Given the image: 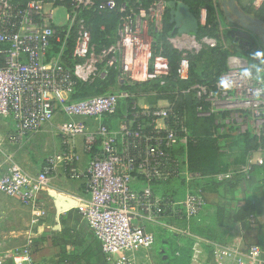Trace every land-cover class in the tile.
<instances>
[{"label":"built area","instance_id":"built-area-1","mask_svg":"<svg viewBox=\"0 0 264 264\" xmlns=\"http://www.w3.org/2000/svg\"><path fill=\"white\" fill-rule=\"evenodd\" d=\"M120 2L0 0V121L7 127L0 131V157L5 162V166L0 162V197L15 199L30 211L32 241L48 215L41 193L60 168L70 179L85 181V195L73 202L111 264H159L155 259L159 238L176 240L178 247L185 239L193 240L190 264H201L207 254L204 246L212 249L214 264H264L258 243L230 238L228 233L227 240H219L221 233L218 237L197 225L207 210L206 184L230 181L238 174L248 176L254 165H264V151L249 153L247 165L238 170L231 167L209 177L191 172L189 106L177 107L169 99L149 103L148 96L162 93L143 92L148 86L167 87L171 81L169 60L156 37L163 32L170 4L150 0L144 7L143 0ZM97 8L120 14L114 36L108 37L111 44L95 43L84 19V12ZM58 10L65 12L63 23L57 22ZM206 18L203 8L202 25ZM169 42L181 59L176 88L167 94L192 96L200 115L208 106L219 112L232 109L231 121H225L228 126L243 123V118L233 115L240 103L251 114L257 136L264 137L260 132L264 101L257 100L264 97V80H257L248 62L231 58L232 72L218 82L216 92L202 83L189 86V55L215 48L218 42L179 33ZM111 79L114 84L106 93L86 94L88 87ZM230 91L236 99L222 108L221 99L233 98ZM227 129L215 118L212 137L217 139ZM46 130L60 140V152L32 175L5 150H20ZM81 162L86 163L82 170ZM161 184H168L171 193L158 192ZM208 214L216 217V209ZM22 252H28V245L25 250L1 252L0 264ZM158 254L165 257L162 251Z\"/></svg>","mask_w":264,"mask_h":264},{"label":"crops","instance_id":"crops-1","mask_svg":"<svg viewBox=\"0 0 264 264\" xmlns=\"http://www.w3.org/2000/svg\"><path fill=\"white\" fill-rule=\"evenodd\" d=\"M236 3L241 10H250L253 14L256 13L258 15V19L264 21V0H236ZM220 21L222 29L228 28L231 30V40L222 38L223 44L226 48H228L227 42L236 48L248 46L245 40H238L236 37L232 36L233 31L237 27L232 26L224 14L221 15ZM257 45L261 54L264 55V44L260 39ZM260 60L264 67V59ZM240 110L244 111L242 106L238 107L233 115L237 116L238 119L242 121V118L239 116L241 115ZM248 114L249 116L244 118V120L250 124L251 114ZM240 125L243 127L244 124L240 123L239 126ZM6 128V125L0 121V131H3ZM48 132H50V130H46L44 133ZM35 138H33L29 143L33 142ZM7 149L5 150L6 154H12L16 160V155L23 148L19 150L16 147H8ZM0 162L5 166L3 156L0 157ZM85 165V162H81L79 164V169H84ZM242 167L243 166L237 165L232 166L235 170L241 169ZM41 170L38 168L32 169L33 172L37 173L41 172ZM30 174L35 175L33 173ZM246 178L247 181L241 182L231 195L227 190L223 191L224 189L219 195L215 193H207L208 191H206L207 210L201 220L198 221L197 225L199 228L203 229L204 232L215 233L218 237H220L221 233L222 237H220L219 240L222 238L223 241L227 240L228 238L225 239V235L228 233L227 235H229L230 238L240 240L243 239L249 243H258L264 252L263 166L254 165ZM85 192L86 184L83 179L72 180L64 174L62 169L58 168L52 175L51 186L41 193V202L47 209L48 215L39 223L40 225L37 227L36 238L32 241L29 240V237L24 238L22 248L25 250L28 245V252L20 253L13 261L7 264H111L103 253L100 241L94 238L87 223L80 217L77 208H72L66 212L58 213L56 206L58 200L73 202L75 197L84 196ZM247 202L251 203L255 207V215L253 216L252 221L253 227L250 229H243L240 224H230V215H234L236 213V209L241 206H245ZM221 204L232 208L231 214H226L223 227H219L217 225L216 217L209 216L208 214L209 210H214ZM168 240L169 238H159L155 245V252L157 246H160L158 253L166 251L162 247H168ZM160 258L161 257L158 258L159 261ZM155 259H157L156 256ZM163 260H165L164 256ZM201 264L214 263L212 258H210L207 254H204L201 257Z\"/></svg>","mask_w":264,"mask_h":264},{"label":"trees","instance_id":"trees-1","mask_svg":"<svg viewBox=\"0 0 264 264\" xmlns=\"http://www.w3.org/2000/svg\"><path fill=\"white\" fill-rule=\"evenodd\" d=\"M72 0H62L63 3L69 4ZM171 4L172 2H181L187 5L190 11L194 14V16L200 21L201 19V10L205 8L207 10V18L205 25H200L199 32L196 35L199 39L208 37L216 39L218 42L217 47L215 48H207L202 50L199 54L189 55L190 60V78L188 85H193L196 83L206 84L211 87L216 92V86L220 81L222 75L227 72V61L230 57L231 53L228 50L229 48H225L222 44V38H226L231 40V30L230 29H222L220 17L224 14L222 7V0H164ZM120 4V0H118ZM143 6L148 7L150 5V0H143ZM171 7L166 11L164 20H163V32L156 35L158 43L163 49V53L166 58L169 60L171 66V81L168 86L170 87H160L159 85L148 86L146 90H157L159 93L164 94L165 92L170 91L171 89L176 88L177 85V70L178 65L181 59V54L172 48V45L169 42L170 37H174L178 34L177 30L174 27V24L171 23V15H170ZM247 13H252L250 10L246 11ZM258 16L256 13H254ZM84 19L87 22L89 29L92 31L93 41L95 43H99L102 45L111 44L112 41L108 40L109 36H114L115 30L117 28L120 14L118 12H109L103 11L100 9H95L89 12L83 13ZM102 27L105 29L103 30ZM246 53H242L240 50L236 51V54L249 62L253 63L256 69H259L261 66V60L259 59V55L261 51L258 48L256 43H250L246 46ZM241 49V47H240ZM201 63L203 68H207L209 66H214V75L211 80L205 81L201 80L198 76L197 65ZM207 79V78H206ZM114 84V79H111L108 83H96L93 87H88L86 94L89 96H95L106 93L107 89L110 85ZM144 89V90H145ZM171 96V95H170ZM158 99H169L172 102H175V97L171 96L169 98L160 97ZM193 107V108H192ZM195 110L194 106H189V111L193 112ZM192 114V113H191ZM215 116L211 115L207 120L208 125L205 128L204 133V142L202 144L196 145L195 139L191 136V142L189 146V168L191 172L200 173L206 177L218 174V173H226L231 168V166L220 165L218 162L212 160L211 157L207 156L206 150L211 148L216 144L217 139H214L212 136V130L214 127ZM204 125V127H205ZM201 143V142H200ZM243 150V154L246 156V160L243 166L247 165L248 155L253 151H257L262 149L264 151V137L257 136L255 134H251L246 132L242 137L240 142ZM264 168V165H263ZM247 181L245 174H238L233 177L230 181H225L223 183H216L214 181H209L206 184L207 193H215L220 194L223 191H228L231 194L232 192L239 186L241 182ZM168 184H161L156 187L158 192L162 194H170L171 189L168 187ZM224 189V190H223ZM223 190V191H221ZM230 199V198H229ZM232 208L227 205H219L216 208V222L219 227L224 226V220L226 218V214H231ZM255 215V207L247 202L245 206H241L236 209V213L234 215H230V224H240L243 229H250L253 227V216ZM197 232V231H196ZM168 247H162L166 250L165 256L166 260H161L160 264H190L191 260V248L193 246V240L185 239L182 241V246L178 247L176 244V240L169 239ZM204 249L208 256L212 258V249L209 246H204Z\"/></svg>","mask_w":264,"mask_h":264},{"label":"rangeland","instance_id":"rangeland-1","mask_svg":"<svg viewBox=\"0 0 264 264\" xmlns=\"http://www.w3.org/2000/svg\"><path fill=\"white\" fill-rule=\"evenodd\" d=\"M57 22L63 23L65 21V12L58 10L55 12ZM223 42V41H222ZM223 44V43H222ZM225 46V45H223ZM228 50L230 51L231 55L227 61V72H225L222 77L220 78L219 83H222L223 77L228 75L232 70L230 69V59L231 58H241L244 59L236 54V51L240 50L242 53H246L247 48H236L230 45L227 42ZM208 48V47H207ZM205 48V49H207ZM226 48V47H225ZM196 55V54H192ZM260 59V58H259ZM248 62L249 66L253 68V74L257 77V80H264V75L260 72L261 68H263V64L261 62V66L259 69L253 65V63L249 62L248 60L244 59ZM214 66H209L207 68H203L202 64L199 63L197 65V72L198 76L201 80H211L214 75ZM207 78V79H206ZM208 86V85H207ZM209 87V86H208ZM211 90L212 88L209 87ZM113 91V90H112ZM218 91V90H217ZM143 92H148V90H144ZM229 96L233 98L231 100L221 99L223 103L220 102V106L222 108L227 109V105H230L235 99V95L233 91L229 92ZM159 97L169 98L170 95L165 92L164 94L160 95ZM148 96L146 99L149 103H156L157 98ZM239 101L242 98H237ZM258 101H264V97L257 98ZM232 101V102H231ZM175 104L177 107L181 106H194L195 110L194 113L189 111L188 112V124H189V131L191 136L195 139L196 145L202 144L205 139L204 133L205 128L208 125L207 120L208 114H213L217 120L224 123L225 127L228 129L221 135L218 136L216 144L206 150L207 156L211 157L212 160L218 162L220 165H227V166H243L246 156L243 154L242 146L240 144L242 137L245 135L246 132L257 135L259 132L255 130L252 124H248L244 118H247L249 114L246 111H242L240 118H243V127L236 126V125H226V120L231 121V110L219 112L214 109L213 106H208L205 110L203 115H200L198 111H196V101L193 100L192 96L187 98H177L175 97ZM241 104L235 105V107H241ZM193 108V107H192ZM236 112V111H235ZM238 112V111H237ZM261 114H263L262 118H264V107L260 110ZM192 113V114H191ZM12 125L11 122H8ZM205 125V127H204ZM262 134H264V129L260 130ZM201 142V143H200ZM197 145L199 148L200 146ZM61 143L60 140L55 136L53 133H44L40 136H37L33 142L27 144L21 151L18 152L16 155V161L22 165V167L30 173L38 174L37 172H33V168L42 169V167L46 166L47 160L52 158L53 156L57 155L60 152ZM222 191V190H221ZM31 219V214L29 211L24 208L21 204H19L16 200L11 199L9 197H1L0 198V252L2 251H11L16 249H21L23 247V240L24 238H28V223ZM160 250V246H157L156 253ZM157 260L159 258V254H155ZM160 264V263H159Z\"/></svg>","mask_w":264,"mask_h":264},{"label":"water","instance_id":"water-1","mask_svg":"<svg viewBox=\"0 0 264 264\" xmlns=\"http://www.w3.org/2000/svg\"><path fill=\"white\" fill-rule=\"evenodd\" d=\"M170 7L171 23L174 24L177 32L179 34L197 35L201 22L194 16L189 7L181 2H172ZM222 7L229 23L237 27L233 31V37H236L238 40H245L247 45L250 43L257 44L259 39L264 44V21L258 19L253 13L241 10L236 0H222ZM259 56L260 59H264L263 54ZM56 206L58 213H62L75 208L76 203L58 200ZM165 253L166 251H162V254L165 255ZM164 259H167L166 256Z\"/></svg>","mask_w":264,"mask_h":264}]
</instances>
